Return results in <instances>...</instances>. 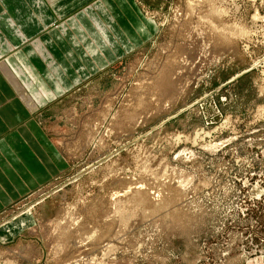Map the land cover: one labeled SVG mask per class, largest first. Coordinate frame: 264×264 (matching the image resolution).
<instances>
[{
  "label": "rangeland",
  "instance_id": "1",
  "mask_svg": "<svg viewBox=\"0 0 264 264\" xmlns=\"http://www.w3.org/2000/svg\"><path fill=\"white\" fill-rule=\"evenodd\" d=\"M132 1L149 37L35 113L49 174L0 211V264H264V0Z\"/></svg>",
  "mask_w": 264,
  "mask_h": 264
},
{
  "label": "crops",
  "instance_id": "2",
  "mask_svg": "<svg viewBox=\"0 0 264 264\" xmlns=\"http://www.w3.org/2000/svg\"><path fill=\"white\" fill-rule=\"evenodd\" d=\"M90 1L0 0V64H6L21 84L27 80L18 75L21 66L34 72L37 84L22 87L30 96L40 87L54 94L45 103L35 98L31 105L0 68V211L47 180L49 173L37 157L44 155L32 134L43 141L35 113L149 37L151 24L132 0H103L101 7L90 6L49 28ZM41 47L51 53L54 67L45 65Z\"/></svg>",
  "mask_w": 264,
  "mask_h": 264
}]
</instances>
